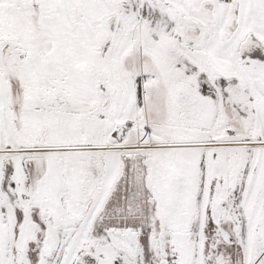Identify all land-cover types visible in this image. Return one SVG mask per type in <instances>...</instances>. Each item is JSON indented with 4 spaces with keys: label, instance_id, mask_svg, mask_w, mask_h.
Listing matches in <instances>:
<instances>
[{
    "label": "snow or ice",
    "instance_id": "snow-or-ice-1",
    "mask_svg": "<svg viewBox=\"0 0 264 264\" xmlns=\"http://www.w3.org/2000/svg\"><path fill=\"white\" fill-rule=\"evenodd\" d=\"M0 264H264V0H0Z\"/></svg>",
    "mask_w": 264,
    "mask_h": 264
}]
</instances>
